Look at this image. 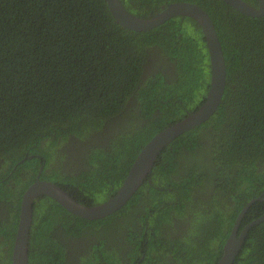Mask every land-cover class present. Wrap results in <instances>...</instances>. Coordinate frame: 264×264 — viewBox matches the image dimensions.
I'll list each match as a JSON object with an SVG mask.
<instances>
[{
	"label": "trees",
	"instance_id": "16d2710c",
	"mask_svg": "<svg viewBox=\"0 0 264 264\" xmlns=\"http://www.w3.org/2000/svg\"><path fill=\"white\" fill-rule=\"evenodd\" d=\"M120 1L143 19L174 2L194 3L208 13L225 60L221 103L209 120L161 152L137 192L114 214L88 221L39 197L28 264H63L64 244L55 229L88 238V228L105 231L112 241L122 230L125 249L113 241L114 253L104 252L101 260L103 235L96 234L98 244L90 245L83 264H136L140 258V264H165L168 252L183 264L175 256L183 239L162 238L169 226L174 230L170 211L191 208L204 180L227 179V187L217 185L232 199L227 221L220 208L210 218L196 208L193 217L203 218L206 229L195 244H186L195 228L183 243L192 256L187 264H217L230 234L222 229L234 224L251 199H264V16H244L221 0ZM243 1L257 7L255 0ZM155 56L173 65L174 77L161 69L145 76ZM208 84L205 40L192 19L171 18L133 32L114 22L104 0H0V264H11L21 197L40 168V180L95 206L115 193L151 137L197 110ZM131 105L139 116L127 111ZM70 145L83 150L86 167L79 171L67 172L71 164L56 161L66 159ZM263 213L264 202H254L237 233ZM233 264H264V220L248 230Z\"/></svg>",
	"mask_w": 264,
	"mask_h": 264
},
{
	"label": "water",
	"instance_id": "95a60500",
	"mask_svg": "<svg viewBox=\"0 0 264 264\" xmlns=\"http://www.w3.org/2000/svg\"><path fill=\"white\" fill-rule=\"evenodd\" d=\"M114 22L123 29L133 32L150 31L171 18L187 17L201 28L209 61V88L202 104L182 120L162 129L148 140L133 160L124 180L115 193L107 200L86 206L74 200L57 184L36 180L23 192L19 208L18 224L11 253V264H28L29 233L32 224L33 205L39 197L46 196L68 213L85 220H100L120 210L133 197L158 159L161 152L175 139L210 119L219 107L225 89L226 67L218 35L208 13L190 2H174L164 6L161 11L148 19L139 18L128 12L120 0H104ZM236 12L252 18L264 16V0H255L257 7L243 0H221ZM40 173V172H39ZM38 173V174H39ZM256 201L264 202L262 197L251 199L238 214L233 229L223 245L222 256L217 264H233L250 228L264 220V213L248 223L241 231L238 227L248 208Z\"/></svg>",
	"mask_w": 264,
	"mask_h": 264
},
{
	"label": "flooded vegetation",
	"instance_id": "af4514ba",
	"mask_svg": "<svg viewBox=\"0 0 264 264\" xmlns=\"http://www.w3.org/2000/svg\"><path fill=\"white\" fill-rule=\"evenodd\" d=\"M163 7H164V5L160 6L161 9ZM152 59H153V61H151V59L149 61H147L146 68H145V70H146L145 76L147 74H151L153 70H157V69L158 70L161 69L162 73H164L165 75H169V77H171V76L174 77L175 76L174 73L176 71H175L173 65H171L168 62V60H166L165 57L155 56ZM200 101H201V99H199L198 103ZM132 105H134V103H132ZM132 105L127 107V111L130 110V111H132L134 113V115L139 116V114H138L139 109L133 107ZM134 109H136V110L134 111ZM188 114H190V112L187 111L186 116ZM66 151L68 153V156L66 157V159L65 160L56 159V161L61 166H66L67 164L70 163L71 166L69 167L67 172H69V171L70 172L71 171H79V170H81V169L86 167L85 166L86 163H85V161L83 160V157H82L83 150L81 148L76 149V148L72 147V145H70V146H68V149ZM39 172L41 173V168L38 171V173ZM40 173L37 174V176H40ZM227 183H228L227 179L226 180L223 179L219 183L216 180L212 181V183H210L209 180H204L203 186H205V188L204 189H201V188L199 189L198 195L195 198V203H194V205L191 208H189L183 214H177L175 212L170 211V214L172 216V217L170 216V218L172 220L171 224H173V229L174 230H172V233H170V230H169L170 226H169L168 229L165 230L166 233L165 232L163 233L164 236L162 235V238L164 240H167V237H169L171 240L183 239V240H178V242H177L178 245H176V243H175L177 248L169 243L170 249H175L176 248L177 250H179L178 251L179 253L177 252L175 254V256L177 258L179 257V259H182L183 260V262H182L183 264L184 263L185 264L189 263L188 260H187V257H190V258L192 257L191 256V252L189 253V249L183 243L187 239L188 233L189 234L193 233L192 231L195 228V220L199 219L197 217H193L192 213L195 211V209L198 208L200 210V211L197 210L198 213L205 212L203 214H205L206 217L210 218L211 216H213L214 211L217 210L218 208H220L221 209V213H222L221 215L225 217V222L227 221L226 216L230 215V213L232 212V209H233L232 206H231L232 204L227 202V200L230 201L232 199H230L228 197V195L225 196L224 195L225 192L224 191H220L217 188V185L219 187H227ZM109 197H111V196L109 195ZM258 197H261V196H258ZM108 198L106 197L105 199L107 200ZM262 199H263V197H262ZM225 203H226V206L227 205L228 206H227V208L222 209V207L225 206ZM233 203H234V200H233ZM183 205H185L187 207H190L186 203H183ZM151 219L153 220V217L152 218H147L146 222L148 223ZM201 219H203V218H201ZM218 222L219 221L216 220L215 223L214 222L212 223V225H211L212 229L216 228L215 226H216V224ZM233 226H234V224L228 230H225V229H222V230L224 231V233H226V232H228V233L230 232L231 233V231L233 229ZM238 229H239V227H238ZM55 230H56V232L54 233L55 238L57 240L59 239V241L61 240V242L64 244V245H62V246H64V262H63V264H83L84 258H89L90 257V252H91L92 245L95 244V243L98 244L97 242L99 241L100 237L99 238H95L94 236L96 234L98 236H99V234L103 235V236H101V239L103 241V245H101L99 247V251H98V257L101 260L104 257V254H103L104 252L105 253H110V252L114 253L115 250L113 248V241H114L115 247L118 246L120 249H123V250L125 249V242L122 241V237H121L122 230H120L119 234L115 233V236L118 238L117 241L114 239V237H113V241H112V237L105 236V234H106L105 231L96 232V230L94 228H92V229L88 228L87 229V233L89 235L88 238H86L85 234L80 236V237H74V236L72 237L70 235H61L60 234V229H55ZM92 232H94V233L91 234ZM161 232H163V231H161ZM189 242H193V244H195L196 240L193 239V237L191 236V240H187L186 244L189 245ZM90 245H91V248H90ZM217 248H218V246L215 247L214 253L217 250ZM53 251H54V253H58L57 248H54ZM160 251H163L162 247H161ZM55 255L58 257V254H54V256ZM143 259L144 258H140V259H138V261H143ZM138 261L136 262V264H140V263H138ZM165 262H166L165 264H177L175 257L170 252H168V255H167V258L165 259ZM101 264H104V263H101Z\"/></svg>",
	"mask_w": 264,
	"mask_h": 264
},
{
	"label": "rangeland",
	"instance_id": "374dc122",
	"mask_svg": "<svg viewBox=\"0 0 264 264\" xmlns=\"http://www.w3.org/2000/svg\"><path fill=\"white\" fill-rule=\"evenodd\" d=\"M187 32L189 34L192 33L191 30H189L187 28ZM168 198V197H167ZM100 199H103V197H100ZM203 219L199 218L196 222H195V230H194V233H193V239H199L203 236V232L204 230L206 229V225L203 224ZM189 244H193V242H189Z\"/></svg>",
	"mask_w": 264,
	"mask_h": 264
}]
</instances>
